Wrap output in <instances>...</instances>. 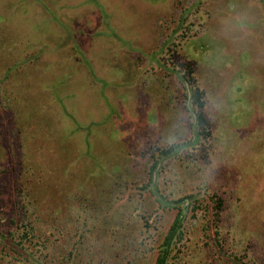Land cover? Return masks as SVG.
<instances>
[{"label": "rangeland", "instance_id": "374dc122", "mask_svg": "<svg viewBox=\"0 0 264 264\" xmlns=\"http://www.w3.org/2000/svg\"><path fill=\"white\" fill-rule=\"evenodd\" d=\"M0 98V264H264V0H0Z\"/></svg>", "mask_w": 264, "mask_h": 264}, {"label": "trees", "instance_id": "16d2710c", "mask_svg": "<svg viewBox=\"0 0 264 264\" xmlns=\"http://www.w3.org/2000/svg\"><path fill=\"white\" fill-rule=\"evenodd\" d=\"M203 92L204 91L199 89L197 86L194 87L192 89V98L190 99V102L192 100V103L197 107V109H196L197 119H198V121L200 123H201V121L202 122L205 121V117L203 116V114L201 113V110H200L204 106V101L201 99V96H203ZM1 95H2V97H1L2 100L6 101V103H7V108L10 109L9 108V102H10V99H11L10 95L7 94V93H5V94L2 93ZM207 133H209V132H207ZM176 146H178V144L171 143L169 148H167L163 152H166L167 150H172ZM31 163H32V161H31ZM34 165H36V164L34 163ZM29 168H31V165L29 167H27L28 170H30ZM5 170H7V169H0V173L1 172H5ZM150 179H152V176L150 177ZM4 184L5 183H4L3 180H2V182L0 181V191L2 190L1 187L4 186ZM0 194H1V192H0ZM180 200H183V199H180ZM161 201L164 202L163 200H161ZM161 201L158 200V203L159 204H163ZM30 202H31V200L27 199L26 204H29ZM171 202L174 203V204H177L178 201L171 200ZM164 204L166 205L165 202H164ZM24 207H26V206L24 205ZM1 208H2V206L0 205V209ZM174 208L177 209L176 216L173 219V221L171 222V224L167 227L164 235L161 238L160 243L158 244L159 247H158V250L156 252V256L154 258L153 264H170L169 258H171V259L174 258V255L172 254L173 253V249H174L175 245L182 239V232L183 231L181 230V227H182L183 221H184V213L182 212L181 207H178V205L174 206ZM28 210H29L28 207H26L25 211H28ZM54 212H57V210L54 211ZM134 212H136V211H134ZM3 214H6V212L1 210L0 211V221L1 220H5V221H7L9 223L13 222L12 217L6 218V217L3 216ZM135 220H137V219L135 218ZM14 224H16V223H14ZM16 228L20 229V232L14 231V233H13V231H11L9 234L12 235V236H10V238L7 239V240H11L12 238H15V237L19 238V236H21L22 238H28L29 233L31 232L33 234L34 231H35V227L31 225V221H29V220L26 221V222L22 221V223H20V225H17ZM16 243L20 244L22 242L18 241ZM0 246H4L5 247L3 242H0ZM170 255H172V256H170ZM54 264H64V263L61 260L57 261L55 259V263Z\"/></svg>", "mask_w": 264, "mask_h": 264}]
</instances>
